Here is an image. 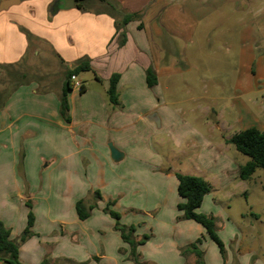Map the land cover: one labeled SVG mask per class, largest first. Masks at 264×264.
<instances>
[{"label": "crops", "instance_id": "1", "mask_svg": "<svg viewBox=\"0 0 264 264\" xmlns=\"http://www.w3.org/2000/svg\"><path fill=\"white\" fill-rule=\"evenodd\" d=\"M58 1L20 0L0 12V65L22 62L30 47L41 43L54 53L53 74H58L56 81L45 86L39 79H31L15 90L0 109V221L11 230V238L18 240L28 225L27 203L31 202L35 215L32 235L21 243L19 252L24 264H134L127 257L130 248L119 233L111 235L101 219L81 220L76 203L87 199L90 188L99 185L105 201L118 195L116 208L125 213L136 211L138 196L145 194L149 200L154 183L153 188L161 193L165 183L159 181L158 175H150L148 166L137 170L128 160L129 153L113 144L125 151L120 150L124 158L114 162L107 144L111 140L116 143V138H107L106 126L95 119L108 117V128L118 129L133 116V109H144L143 99L152 90L161 91L180 75L182 64L178 62L185 54V39L195 38L201 21L194 16L196 9L184 10L188 0H114L121 8L117 16L104 7L82 11L76 2L74 7L64 8L56 6ZM52 7L56 12L51 15ZM238 11L246 12L247 4L235 6ZM128 13H141L142 17L126 25L127 37L122 45L117 24ZM25 31L31 33L33 40ZM228 43V52L237 46L242 55V33L237 42ZM35 54H39V49ZM83 59L91 61L95 80L102 82L103 89L93 105L87 97L89 86L77 75L85 92L74 87L69 91L72 118L66 122L60 111L66 71ZM149 68L157 76L153 87L147 83ZM116 73L120 74L119 103L112 105L107 91ZM3 79L4 72L0 71V89ZM78 102L82 104L83 121L73 118ZM143 111L149 122L157 124L153 121L156 120L161 126L156 113ZM178 173L193 175L170 168L163 177L172 182V190L173 185L177 186V192ZM110 188L115 196L107 193ZM178 202H184L180 195ZM120 248L125 250L122 261L116 253ZM189 257L195 264V255ZM0 264L9 263L0 259Z\"/></svg>", "mask_w": 264, "mask_h": 264}, {"label": "rangeland", "instance_id": "2", "mask_svg": "<svg viewBox=\"0 0 264 264\" xmlns=\"http://www.w3.org/2000/svg\"><path fill=\"white\" fill-rule=\"evenodd\" d=\"M198 1L188 0L184 4L186 12L196 9L194 16L201 24L192 41L185 39V54L178 62L182 64L180 75L166 83L161 91L152 90L143 99L144 109L137 106L156 113L161 126L149 122L147 114L137 108L131 111L130 120L118 129L108 128V117L95 119L106 126L107 138H116L117 144L109 141L108 149L110 143L122 146L137 170L148 166V173L158 175L159 181L165 183V188L161 185L163 192L153 188L154 183L150 199L145 194L138 196L135 203L138 210L125 213L115 207L118 195L105 201L104 191L96 185L88 191V204H93L94 211L88 218L103 220L101 223L110 234L119 233V237L116 218L106 209L118 212L122 224L134 226L138 259L134 261L131 247L125 243L130 248L127 257L134 264H192L191 254L184 255L182 250L199 239L205 264H264V169L258 168L250 180H241L240 167L250 157L227 142L248 128L264 131V0ZM241 3L247 4V11L235 12V6ZM103 7L106 8L91 0L87 10L82 11ZM208 29L211 33L204 34ZM240 33L244 45L241 56L237 46L231 52L227 50L228 42H237ZM36 49H39L38 55ZM53 54L45 44L34 43L21 70L27 73L28 79H39L42 85H50L58 79V74H53ZM79 75L89 86L90 103L92 99L96 105L102 82L95 80L93 70ZM3 81L6 87L9 79L5 72ZM79 105L78 102L73 118L83 121L82 104ZM90 118L95 117L90 115ZM172 167L209 182L211 191L205 195L198 211L214 218L224 252L203 226L183 218V211L178 208L177 186L173 185L172 190V182L163 177ZM98 192L101 199L96 201ZM107 193L114 195L111 188ZM158 206L162 209H155ZM188 240L193 242L187 243ZM124 251L116 250L121 261Z\"/></svg>", "mask_w": 264, "mask_h": 264}, {"label": "trees", "instance_id": "3", "mask_svg": "<svg viewBox=\"0 0 264 264\" xmlns=\"http://www.w3.org/2000/svg\"><path fill=\"white\" fill-rule=\"evenodd\" d=\"M90 0H75L76 7L80 10H87V3ZM105 7L106 11L112 16H117L121 13L119 3L114 0H99ZM56 11L52 7L50 14H54ZM141 13H128L125 14L120 23L117 24V31L120 32L121 44L126 42V25L134 20L141 19ZM28 38L33 40V36L28 31H25ZM26 59L17 64L0 65V71L5 72L6 77L9 79V84L4 87V81L2 80V89H0V109L9 99L11 94L17 90L20 86L27 84L31 79H28L26 72L22 71ZM92 70V64L89 59H83L75 64L72 68H68L66 71V83L63 87V91L60 97L61 101V115L66 122L71 121L70 106L68 100V93L72 90L73 84L71 77L73 75H79L84 71ZM120 80V74H113L110 79V85L108 88V98L112 105L119 103L118 83ZM147 83L149 87H153L157 84V76L155 72L149 68L147 70ZM81 93L85 92V86L83 85ZM235 146L236 150L240 153L250 157V160L240 167V179L247 181L250 180L253 174L258 168L264 169V131L252 127L240 132H237L228 141ZM178 178V194L184 199V202L178 204V208L183 211V218L193 220L202 225L209 236L218 244L221 252H224V243L217 234L214 218L201 213L198 209L201 207L204 197L211 191V186L204 178L194 175L177 174ZM101 199V194L98 192L95 195ZM97 205V203H95ZM27 205L30 208L28 214V225L23 231L18 240L11 238V230L0 221V259L5 260L9 264H24L19 257L21 243L24 242L32 235V227L35 222V215L32 211V204L28 202ZM93 209V204H88L87 199H81L76 203V210L78 217L81 220H86ZM113 217L116 218V228L121 232V238L125 243H128L131 247V256L137 258V241L135 237V227L126 226L120 222V214L116 211L106 209ZM201 240L189 244L184 247L182 253L184 255L194 254L197 257L196 264H205L203 261V252L201 251L199 244ZM138 259V258H137Z\"/></svg>", "mask_w": 264, "mask_h": 264}, {"label": "water", "instance_id": "4", "mask_svg": "<svg viewBox=\"0 0 264 264\" xmlns=\"http://www.w3.org/2000/svg\"><path fill=\"white\" fill-rule=\"evenodd\" d=\"M20 0H3L0 3V12L9 9L11 6L18 4ZM56 6H61L64 8H72L75 6V0H59ZM155 121L157 124L158 121ZM109 149L111 153V159L114 162H119L124 158V153H122L119 149H117L112 143L109 144Z\"/></svg>", "mask_w": 264, "mask_h": 264}, {"label": "built area", "instance_id": "5", "mask_svg": "<svg viewBox=\"0 0 264 264\" xmlns=\"http://www.w3.org/2000/svg\"><path fill=\"white\" fill-rule=\"evenodd\" d=\"M71 81H72V84H73V87L75 88V89H78L79 91H81V89H82V87H83V82L82 81H80L79 79H78V77L76 76V75H73L72 77H71Z\"/></svg>", "mask_w": 264, "mask_h": 264}]
</instances>
